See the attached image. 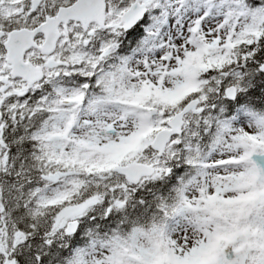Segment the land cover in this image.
<instances>
[{
  "label": "snow or ice",
  "instance_id": "snow-or-ice-1",
  "mask_svg": "<svg viewBox=\"0 0 264 264\" xmlns=\"http://www.w3.org/2000/svg\"><path fill=\"white\" fill-rule=\"evenodd\" d=\"M0 264H264V0H0Z\"/></svg>",
  "mask_w": 264,
  "mask_h": 264
}]
</instances>
